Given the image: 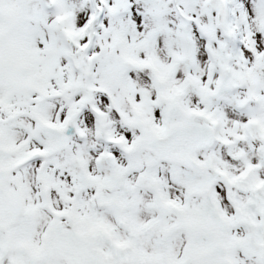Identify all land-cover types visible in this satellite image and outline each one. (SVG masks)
Returning a JSON list of instances; mask_svg holds the SVG:
<instances>
[{
	"label": "snow or ice",
	"instance_id": "obj_1",
	"mask_svg": "<svg viewBox=\"0 0 264 264\" xmlns=\"http://www.w3.org/2000/svg\"><path fill=\"white\" fill-rule=\"evenodd\" d=\"M0 264H264V0H0Z\"/></svg>",
	"mask_w": 264,
	"mask_h": 264
}]
</instances>
